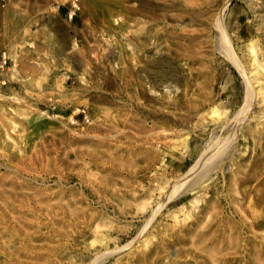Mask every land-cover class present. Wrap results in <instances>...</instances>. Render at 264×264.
<instances>
[{"label": "rangeland", "instance_id": "rangeland-1", "mask_svg": "<svg viewBox=\"0 0 264 264\" xmlns=\"http://www.w3.org/2000/svg\"><path fill=\"white\" fill-rule=\"evenodd\" d=\"M78 4L0 0V264H264V0Z\"/></svg>", "mask_w": 264, "mask_h": 264}, {"label": "bare ground", "instance_id": "bare-ground-1", "mask_svg": "<svg viewBox=\"0 0 264 264\" xmlns=\"http://www.w3.org/2000/svg\"><path fill=\"white\" fill-rule=\"evenodd\" d=\"M230 54H232V53H230ZM255 63V62H254ZM257 63V62H256ZM249 89V88H248ZM2 179V178H1ZM7 182L8 181H6V180H3V181H1L0 182V184L3 186V190H1V197L2 196H4L5 195V192H4V190H5V186H6V184H7ZM192 182V181H191ZM7 206H5V202L2 204V206H0V224H5L8 220H7V218L8 217H6V212H7ZM8 213V212H7ZM91 214V213H90ZM19 221H21V220H18L17 222H19ZM23 222V221H22ZM24 223H26V222H24ZM23 223V224H24ZM7 224V223H6ZM28 224V223H27ZM24 226V225H23ZM6 228V227H5ZM96 241V240H95ZM97 241L98 242H103V241H105V236L104 235H102V236H100L98 239H97ZM69 259V258H68Z\"/></svg>", "mask_w": 264, "mask_h": 264}, {"label": "built area", "instance_id": "built-area-1", "mask_svg": "<svg viewBox=\"0 0 264 264\" xmlns=\"http://www.w3.org/2000/svg\"><path fill=\"white\" fill-rule=\"evenodd\" d=\"M79 9L78 0H71V6L68 11V16L72 17L73 14Z\"/></svg>", "mask_w": 264, "mask_h": 264}]
</instances>
